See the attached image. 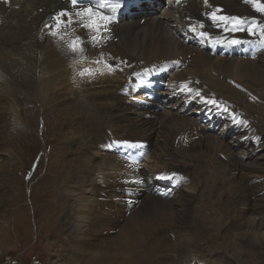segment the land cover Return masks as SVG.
Instances as JSON below:
<instances>
[{"label":"bare ground","instance_id":"obj_1","mask_svg":"<svg viewBox=\"0 0 264 264\" xmlns=\"http://www.w3.org/2000/svg\"><path fill=\"white\" fill-rule=\"evenodd\" d=\"M99 2L100 0H79L78 4L73 7L70 0H8V3L0 0V152L5 150L9 137L4 122L7 113L11 111L10 107H12V94L8 88L11 87V78L8 68H6V60H8L19 64L23 71L27 70V76H32V73L37 74L38 81L36 82L40 87L37 91L40 94H52L61 104H64V111L87 121L92 118L100 121L102 127L98 131L102 138L100 142L103 141V136L107 135L106 131L109 129L112 132L116 131L118 135L122 134L123 141H147L154 134L156 125L166 127V133L162 134V132L159 135L162 153L156 161L158 163L165 158L166 160L159 164L164 165V168L161 169L158 165L156 168L151 167L149 172L158 174L167 171L175 174L174 183H163V185L172 187L163 191L160 198L144 196L141 205L137 209L134 207L130 209L131 214L127 216L123 205L112 201L106 202L109 198L105 197H109V195L111 198L125 197L123 192L119 193V190H122V185L117 187L115 194V187L120 183L114 178L118 176V173L121 174L128 170L109 171V169L103 168L106 172L108 171V173H102L107 185L100 183L102 180L100 181L98 175L97 177H95L96 175L94 177L86 176L84 180L94 189L91 195L93 200L87 202V197L83 198L84 192L80 193L69 189L66 194L68 201L79 195L78 197L83 203L75 205L78 208V211H75L82 215L67 212L70 219L83 221L78 237L92 236L97 240L95 236L98 232H111L108 237L117 236L114 250H121L122 256L125 254H130L132 258L139 256L144 263L149 261V264H181L190 255L198 254L196 251L203 247L200 243L210 245L208 241L210 232L214 236L224 228V222L218 220L220 213L243 216L246 212H250L254 215V222L248 229L251 230L250 236H247V233L239 236L244 243L250 244L252 247H258V243L263 244L264 241L253 232L257 231L258 227L264 226V179H262L263 182L253 180V183L250 184L248 173L255 172L264 176V138L262 142L258 141V137L264 135V111L257 113L261 119V124L257 126L258 120L253 122L249 114L241 109L238 101H241V91L244 88L256 87L260 89L264 87V46L258 43L241 44V47L247 48L248 51L258 49L260 53L252 58L246 55L232 58L212 57L206 50H198L192 45L182 44L181 37L178 38L177 34L189 35L188 25L203 20L205 22L204 31L211 34L212 40L224 36L225 34L204 16V13L214 11L216 8L222 10L220 14L240 16L248 21L255 19L262 26H264V15L257 12L254 6L246 3L245 0H210L211 8L205 6L204 0H169L173 6L167 12H158L153 18L142 16L137 20L110 26L112 29L100 46V52L110 54L103 57L99 55L100 63H96V60L93 59L85 60L91 59L92 55L96 53L88 41L91 33L75 24L71 26L61 24L57 27L54 18L60 12L68 10L74 21L83 19V22L87 23L88 17L83 9ZM122 3L123 6L119 10L128 3V0H122ZM102 10L106 14L110 13V9ZM62 19H67V17H62ZM45 25H51V27H45ZM197 28H199L198 24ZM52 32H56V36L51 35ZM236 35L244 40H256L255 37H249L246 32ZM76 36L85 39V52L79 55L73 54L68 48ZM188 56H190L188 68L185 72L177 73L178 75L175 77L177 81H180L179 83H182L179 85V89L187 85L201 91L204 97L226 102L232 105L235 111L244 113L234 123L241 133L237 135L233 133L236 138L233 140L235 145L231 147L233 150L226 143L222 145L225 158L220 166L223 164L222 167L225 171L223 172L225 175L227 174V177H222V180L217 182L214 187H211L210 179L200 172L205 156L199 152L204 153L209 148L216 147L215 135L210 131L214 132L222 126L204 129V126L201 127L195 122V126L189 127L188 124L192 118L172 111L168 113L172 114L169 120L164 116L165 119L162 120H144L138 116V112L131 105L125 102L126 99L117 93L122 89L118 77L121 73L112 76L113 81L112 79L104 80L93 84H85L89 75L85 73L82 76L87 79L80 84L82 76L79 71L91 69L92 73L96 71L98 76L102 70L108 69L101 64V61L114 63L120 68L127 67L129 71L125 72L130 74L135 69L138 70L158 61L187 59ZM26 63L29 66H26ZM84 63L92 66L85 67ZM182 63H187V61H182ZM31 64L34 65V68H31ZM96 64L100 67L95 68ZM118 71L117 69L116 73ZM207 72L213 74L211 80L206 79ZM77 75L81 77H76ZM214 79L220 82H216ZM225 79L231 81V84H227ZM95 84L99 88L97 94L92 92L97 88ZM75 85L76 87H74ZM235 85H238V88L232 90L230 86ZM234 94L240 97L237 98L238 101L234 99ZM247 111L251 112V110ZM241 120L246 123H239ZM98 141L99 139L91 146V149L96 145L101 147ZM223 141L225 140L223 139ZM153 152L155 153V151ZM95 154L96 152L89 155L87 163L85 158L81 157L84 159H81L75 172H73V167V174L69 177L68 183H80L83 178L79 173L92 172L95 168H101L98 164L94 165L91 162ZM115 155L114 149L108 150L104 155L106 157H103L105 158L103 166H111L109 164L115 161L113 158ZM79 156H83V153ZM183 160L184 162H182ZM0 165L1 176H4L8 161L0 157ZM233 172H244L247 178H243V183L235 187L229 194L224 188V180L231 179L230 176ZM195 176L201 178L199 185L193 183L196 180ZM263 176L261 177L263 178ZM186 180L193 181L191 182L194 185L192 189L186 190L185 186L182 189L181 182ZM227 184L229 182L226 183V186ZM203 191H205V196L201 194ZM103 192L104 198H102ZM0 194H4L6 197L7 192H0ZM227 194L229 195L226 196ZM203 197L205 198L202 199ZM87 207L90 208L89 211L93 217L84 216ZM188 235L190 239H187ZM188 248H192L194 252ZM169 252L175 254L170 255ZM110 256H106L104 264L106 261H111Z\"/></svg>","mask_w":264,"mask_h":264},{"label":"rangeland","instance_id":"obj_2","mask_svg":"<svg viewBox=\"0 0 264 264\" xmlns=\"http://www.w3.org/2000/svg\"><path fill=\"white\" fill-rule=\"evenodd\" d=\"M127 4L131 7V3L128 2L125 5ZM133 11L136 14L132 20H137L144 16L141 15V10L138 7H133ZM109 14L111 15L112 13L110 12ZM156 15H148L147 13V16L151 18ZM110 26L115 25L111 24ZM111 29L112 27L110 31ZM241 39L243 40V38ZM241 50V45H239V49L235 55H238ZM248 53L247 56L252 58L256 57L260 52L258 49H255L248 51ZM25 65L29 66L28 63ZM84 65L85 67L89 66L88 63H84ZM30 66L34 68L33 64ZM6 68H8V73L11 78V87L8 88L12 94V107H10L11 111L7 113V118H5L6 120L4 122L7 126L9 137L6 141L5 150L0 152V157L8 161L5 175L1 176L2 174L0 173V185L2 184L0 186V192H7L6 197L4 194H0V264H104V259L110 255L111 261H106V264H149V261L144 263L143 259H140L139 256L136 258H132L130 254H128L129 256L126 254L122 256L121 250H114L116 247L114 242L118 238L116 235L108 237V234L111 232H98L97 236H95L97 240L92 236L87 238L78 237L81 228L80 225L83 221L81 219H70L67 212L70 211L71 213L82 215L81 213H77L78 208L75 205L83 203L78 197L79 195L68 201V195L66 196V194L69 189L80 193L84 192L83 198L87 197V202L90 201L92 199V190L94 191V189L84 178L86 176L94 177L95 175L97 177L98 175L100 176V181H103L100 183L107 185L104 182V175L102 173H108V171L106 172L103 168L109 169V171L118 169L128 170V165L123 161L124 159L118 156L119 153L127 155L129 152H134L133 155H128L132 160L140 157V154H143L140 160L135 162L134 169L143 168L149 171L151 167L156 168L161 162L166 160L163 158L158 163L156 162L157 157L162 153L161 138L159 135L162 132V134L166 133V127L156 125L155 132L149 140H135L143 143L144 146L142 149L132 141H124L127 142V146H123L121 142L123 141V135H118L116 131L112 132L111 129L106 131L107 135H104L103 141L100 142L102 140L99 136L101 134L98 132L102 129L100 121L93 118L87 121L77 115H71L64 111V104H61L52 94H40L37 91L40 88L36 82L38 81L37 74L32 73V76H27V70L23 71L19 64H14L8 60H6ZM105 71L102 70L98 76L96 75V71L93 72L94 74H89L88 81L85 84H93L111 79L113 81V77L109 73L110 71L108 69ZM185 71L172 68L168 71L169 76L165 79L168 81V79H173L179 73ZM79 74L81 75V71H79ZM81 76L77 75L76 77L80 78ZM212 76V73L208 74L207 72L206 79L211 80ZM80 79L82 80L80 84H82L83 80L87 78L82 76ZM224 81L227 84H231V81L229 82L227 79ZM95 86L97 87L96 84ZM230 88L233 90L238 87L235 85L230 86ZM251 88H253V91ZM246 89L244 88L241 91V98L234 94V99H241V101L237 100L239 106L249 114L253 122L258 120L256 124L259 126L261 119L257 113L264 111V87L260 89L247 87ZM98 90L99 88L97 87L92 92L97 94ZM119 91L117 92L118 94ZM123 97L127 103V97ZM148 108L150 109L148 112L134 110L138 112V116L148 121L162 120L165 118L169 120L170 116L172 117V114H168L170 108H166V106L161 110H155L154 106H148ZM177 109L179 113L180 109ZM194 109V113L191 114L193 119L188 124L190 125L189 127L195 126L196 122L199 126H204V129H212L209 128L210 124H214L218 116L213 115L212 111H209L208 108L203 109L201 106H196ZM201 110L203 111L201 112ZM247 110H251V112L249 113ZM233 111L235 113V119H227L221 123L220 120L216 119L218 120V124H225L226 129H223L222 126L214 130V132L213 130L210 131L215 135L216 147L209 148L204 153L202 151L199 152L205 156L200 172L210 179L211 187H214L217 182L222 180V177L227 175L224 173L223 164L220 166L225 158V152H222L223 143L228 144L231 149L235 145L233 144V140L236 138L232 132H229H241L234 123L244 113L242 111H235L234 109ZM149 115L157 116L155 119H151ZM263 138L264 135L262 134L258 137V141L262 142ZM98 139L102 150L98 145L91 149V146ZM112 149H114V153L116 154L113 157L115 161L113 160L114 162L109 164L111 166L104 167L103 163L105 158L103 157H106L104 155L108 150ZM94 152L96 154L91 159V162L94 165L98 164L101 168H95L92 172L79 173L83 178V181L80 183H68L70 181L68 180L69 177L75 172L81 159L85 158L87 163L89 155ZM81 153H83V156H79ZM126 160L131 164L127 158ZM184 164L188 165L187 163ZM159 167L163 169L164 165H159ZM123 174L118 173L117 177L120 178L116 177L114 180L119 183L125 182L129 173ZM261 176L263 175L255 172L248 173L250 184L253 183V180L262 181L264 176L263 178ZM230 177L231 179L226 178L224 180V188H226V192L229 194L235 187L243 183V178H247L244 172H233ZM194 178L196 179L195 182L190 181L194 185L200 184L201 178L198 176ZM185 182L181 185L182 189H184V186L186 190L193 188L194 185L189 180ZM227 182L229 184L226 186ZM153 189L152 192L157 196L156 198H160L158 187L155 186ZM119 193H122V190H119ZM201 194L205 196V191ZM102 198H104V192ZM132 199L135 202L137 196ZM87 210L89 211L90 208H86L85 214L83 213L84 216L93 217V214L90 213L91 211L88 212ZM218 217L221 218H218L219 221L224 222V228L219 231V234L217 233L214 236L212 232H208L210 245L200 243L203 247L199 251H196L198 254L195 253L194 256L190 255L181 264H264V243H258V247H252L250 244L244 243L241 236H239L243 233H247L246 235L250 236L249 233H251V230L248 229L251 223L254 222V215L250 212H246L243 216H238L233 213H220ZM94 220L96 221V219ZM257 229L253 233H256L259 239L264 241V226L258 227ZM187 239H190L189 235ZM188 249L193 251L192 248ZM169 254L174 255L175 253L173 252L171 254L169 252Z\"/></svg>","mask_w":264,"mask_h":264},{"label":"snow or ice","instance_id":"obj_3","mask_svg":"<svg viewBox=\"0 0 264 264\" xmlns=\"http://www.w3.org/2000/svg\"><path fill=\"white\" fill-rule=\"evenodd\" d=\"M5 3H8V0H4ZM79 0H70V3L73 7L78 4ZM246 3H250L254 6L255 10L260 14L264 15V0H245ZM206 7L211 8L210 0H204ZM123 6L122 0H100L96 5H89L83 9V12L88 17V22L84 23L83 19L79 21H74L68 10H64L58 14L54 19L56 20V26L59 27L61 24L71 26L75 24L77 27L87 30L91 35L88 37V41L91 43V46L96 48L100 47L101 44L106 40L107 34L110 32V25L114 19V14ZM110 9L112 15L106 14L102 9ZM222 10L216 8L214 11H208L204 13V16L207 20L211 21L212 25L217 29L221 30L225 35L221 36L216 40H212L211 34L205 29V22L203 20L196 21L195 23H190L188 29L191 33L197 37L208 40L212 43H224L225 46H238L243 43H258L261 46H264V26L259 24L255 19L248 21L240 16H228L220 14ZM77 15H80L77 13ZM62 17H67V19H62ZM191 19V18H189ZM197 24L199 28H197ZM45 27H51V25H45ZM247 33L249 37H255L256 40H242L236 34L237 33ZM51 35L56 36V32H52ZM230 36V38H228ZM85 39L81 36H76L74 40L68 45V48L73 54L79 55L82 52H85ZM103 57V53L100 54ZM100 63L99 60L95 61ZM105 66L110 69H115L117 66L114 63H109L105 61ZM154 70V69H153ZM152 70L145 69L143 73H134V77H147L151 74ZM92 74L91 69H85L81 72V75ZM238 86V85H237ZM186 96H190L195 92V96L204 100L206 103H211L214 107L217 106L215 100H207L199 90H194L193 88L185 85L184 89H180ZM235 119V117H233ZM239 123L244 124L246 121H239ZM123 146H127V142H122ZM174 175L170 176H157V179H167L172 180Z\"/></svg>","mask_w":264,"mask_h":264}]
</instances>
